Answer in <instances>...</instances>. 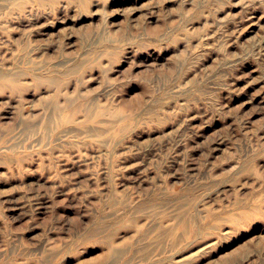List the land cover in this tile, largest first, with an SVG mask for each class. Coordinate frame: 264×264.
<instances>
[{"label":"rangeland","instance_id":"374dc122","mask_svg":"<svg viewBox=\"0 0 264 264\" xmlns=\"http://www.w3.org/2000/svg\"><path fill=\"white\" fill-rule=\"evenodd\" d=\"M0 264H264V0H0Z\"/></svg>","mask_w":264,"mask_h":264},{"label":"bare ground","instance_id":"6f19581e","mask_svg":"<svg viewBox=\"0 0 264 264\" xmlns=\"http://www.w3.org/2000/svg\"><path fill=\"white\" fill-rule=\"evenodd\" d=\"M4 2H7V1H10V0H3ZM9 78V80L10 81H16V79H14V78H10V77H8ZM48 123H50V121L48 122ZM48 125V124H47Z\"/></svg>","mask_w":264,"mask_h":264}]
</instances>
